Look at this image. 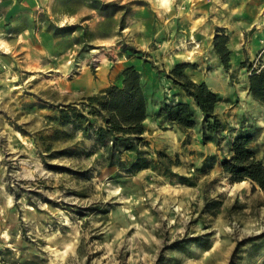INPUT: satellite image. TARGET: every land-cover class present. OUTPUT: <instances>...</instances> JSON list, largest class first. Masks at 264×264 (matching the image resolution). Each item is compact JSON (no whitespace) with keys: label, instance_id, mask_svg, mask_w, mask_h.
Segmentation results:
<instances>
[{"label":"rangeland","instance_id":"1","mask_svg":"<svg viewBox=\"0 0 264 264\" xmlns=\"http://www.w3.org/2000/svg\"><path fill=\"white\" fill-rule=\"evenodd\" d=\"M251 1L46 0L33 32L0 39V264H264V190L222 167L241 134L264 162V103L248 92L264 0ZM239 27L225 68L213 37ZM178 63L218 94V134L197 110L188 129L159 115L188 100L166 76ZM131 65L144 130L103 147L86 99Z\"/></svg>","mask_w":264,"mask_h":264},{"label":"trees","instance_id":"2","mask_svg":"<svg viewBox=\"0 0 264 264\" xmlns=\"http://www.w3.org/2000/svg\"><path fill=\"white\" fill-rule=\"evenodd\" d=\"M229 37L223 29H219L212 40V47L225 68L229 66L231 51L228 47ZM188 64H176L167 73L188 99L178 100L172 104L159 107L158 113L165 120L182 129L194 127L197 123L195 110L201 115V128L212 135L222 130V123L215 112L219 100L218 94L212 91L204 81H194L184 73ZM120 84H112L99 93L87 97L89 114L98 115L102 124L96 134L103 147L106 141L116 143L119 139L130 140L139 136L144 130L147 117V106L144 91L140 82V74L134 66L122 71ZM248 92L252 98L264 103V66L252 68L248 76ZM62 116L68 121V111L62 109ZM79 119L83 115H77ZM252 136L241 134L231 144V156L222 161L223 170L230 181L250 179L264 190V162L255 158L249 144Z\"/></svg>","mask_w":264,"mask_h":264},{"label":"crops","instance_id":"3","mask_svg":"<svg viewBox=\"0 0 264 264\" xmlns=\"http://www.w3.org/2000/svg\"><path fill=\"white\" fill-rule=\"evenodd\" d=\"M46 0H4L0 4V39L8 38L15 39L17 36H21L27 33L33 32L34 22L32 18L34 13H39L37 10L38 6H41V11H43L44 3ZM228 0H222L221 6L227 3ZM248 1V0H245ZM249 4L252 8H258L259 2L256 0L251 1ZM239 34L234 33V35H229L228 47L231 54H234L235 60L240 58L243 54L242 47L244 44V37L242 32L244 31L239 27ZM36 29H39L36 28ZM233 36V37H232ZM261 40V39H260ZM257 36L250 38L248 41V47H245L247 51L255 52L258 50L257 46Z\"/></svg>","mask_w":264,"mask_h":264},{"label":"built area","instance_id":"4","mask_svg":"<svg viewBox=\"0 0 264 264\" xmlns=\"http://www.w3.org/2000/svg\"><path fill=\"white\" fill-rule=\"evenodd\" d=\"M3 1H4V0H0V4H1ZM41 8H42L41 6H38V7H37V10L41 11Z\"/></svg>","mask_w":264,"mask_h":264}]
</instances>
